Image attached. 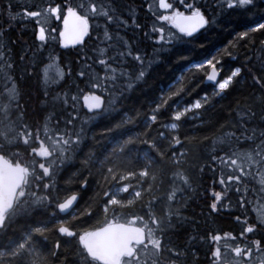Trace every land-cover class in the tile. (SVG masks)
Listing matches in <instances>:
<instances>
[{
  "label": "snow or ice",
  "instance_id": "6c2138e0",
  "mask_svg": "<svg viewBox=\"0 0 264 264\" xmlns=\"http://www.w3.org/2000/svg\"><path fill=\"white\" fill-rule=\"evenodd\" d=\"M179 3L184 11L174 8L168 0H159V8L172 11L158 16L153 13L155 18L149 31L151 39L159 44H154L151 56L117 30L132 27L143 31L131 5H125L127 12L121 13L120 0H77L75 6L62 0L63 7L61 3H49L39 10L21 8L17 12L12 11L10 2L7 4L3 14L10 23L0 27V37L12 26L11 21L24 15L38 18L41 42L49 39V33L52 39L56 38L57 30H46L44 26L55 18L62 20L58 36L63 45L83 46L85 38L91 39L93 33L100 44L92 49L95 59L86 52L80 58L81 67L75 75L78 80L83 79V88L76 82L69 86L72 67L61 66L58 57L49 56V62L40 69L37 98L41 111L35 125L26 122L25 96L29 94L22 87L25 82H18L11 74L15 66L11 51L0 44V81L10 85L0 92V264H49L50 258L67 264L66 255L57 256L60 240L55 241L52 249L40 247V239H47L46 233L52 230V219L56 220L58 233L75 241L73 264H195L199 257L196 247L172 246L171 236L165 238L169 230L187 222L183 202L191 198L194 190L193 178L181 166L182 161H188L191 149L186 146L191 138L181 129L189 119L204 125L202 113L212 107L215 98L231 91L244 94L245 99L243 105L238 99L232 107L236 122L227 127L220 124L218 134L203 135L201 141H208L204 154L209 166L215 170L221 165L230 170L226 176L223 172L219 175V184L225 191L213 190L209 210L218 213L232 207L228 190L241 193L237 204L244 212L235 219L242 224L238 236L243 239L235 242L237 235L231 231H215L198 239L210 244L207 264H264V208L257 209L255 222H249L248 210L244 208L251 203L250 190L258 198L264 196V8L260 7L264 0H215L216 11L210 15L195 0ZM147 6L151 10L153 4ZM226 12H239L246 20L241 26L243 30L235 31L233 40L221 51L231 56L229 47L234 49L235 41L243 39L256 52L255 62L245 56L254 70L245 63L217 79L214 55L189 66H209L211 71L206 79L213 82L211 93L203 92L193 101H186L199 84H192L195 73L188 76L182 69L154 90L151 106L142 120H138L139 109L123 110L126 99L148 86L154 69L163 63L161 52L166 54L178 41L195 39V33L212 27ZM161 21L174 25L178 32L166 30V26L159 24ZM93 65L101 71H94ZM31 73L30 65L21 75ZM62 84L65 86L61 88ZM81 100L83 105L78 108ZM83 106L88 111L82 116ZM105 117L114 119L111 127L102 130L101 139L103 133L123 131L113 137L111 148L105 146L98 151L99 141L95 133L89 139L88 125ZM160 118L167 122L153 136L149 129ZM137 123L143 131L133 132L128 127ZM138 144L144 148L137 150ZM177 145L179 150H173ZM77 160L79 167L69 169ZM166 162L173 167L165 168ZM204 167L201 164L198 171L203 172ZM66 169L69 170L62 176ZM165 179L167 189L161 192ZM249 179L258 180L260 189L250 186ZM161 204L163 211L157 214L156 207ZM39 214L51 219L33 220ZM97 214L102 218L91 227L69 226L70 220ZM60 216L65 219H56ZM20 219L32 222L26 223L18 236H7ZM222 237L234 243L221 244ZM188 239L195 243L197 237Z\"/></svg>",
  "mask_w": 264,
  "mask_h": 264
},
{
  "label": "trees",
  "instance_id": "16d2710c",
  "mask_svg": "<svg viewBox=\"0 0 264 264\" xmlns=\"http://www.w3.org/2000/svg\"><path fill=\"white\" fill-rule=\"evenodd\" d=\"M198 3L204 5L205 7H209L207 10L209 14H212L216 11V4L211 0H196ZM12 4V11L17 12L20 11L21 8H28L29 11L39 10L41 7H46L47 4L52 3L55 6L56 3H61L62 0H0V27L7 26L10 21L6 15L3 13L7 10V4ZM69 4L75 6L77 0H67ZM185 2L192 3L193 0H185ZM148 3H154L153 0H120V11L121 13H126L127 9L124 7L125 5H131L132 14H134L137 18V22L141 24L143 31L134 30L132 27L127 29H117L121 31V35L127 37L129 40L135 42V45L139 47V49L143 53H147L149 56L153 55V46L154 44L158 45L159 42H155L151 39L150 29L153 24L154 15H160L157 13L152 7L151 10L148 8ZM180 4V3H179ZM264 5V4H263ZM182 10H185L183 5ZM63 7V4H62ZM127 18V15H125ZM36 17H27L20 16L14 21H11V27L3 32V36L0 37V44L6 45L8 49L11 51V61L15 65L11 71V74L17 78L19 81H24L25 83L22 85L24 91L29 95L25 96V107L27 108L26 113V122L29 124L35 125L39 113L41 111L39 107L38 101V83L40 76V69L44 64L49 62V56H54L59 58V63L61 66L70 65L73 69V75L71 76V81L69 82V86L71 82L79 83L80 87H84L83 79L78 80L75 72L81 67L80 58L86 52L89 57H93L92 49L100 44V42L96 38V33L92 34L91 39H87L83 46H71L64 47L61 45L60 40L56 37L52 39V36H49V39L45 42H41L38 38V31L40 27V23L37 21ZM246 20V16L242 15L239 12H232L228 14L220 15L219 21L213 25V27L218 28L211 34H208V30L205 31L204 36H200L198 39L193 40H185L178 41L172 45V47L167 51V54L163 57V63L156 67L153 71L152 76L149 79L148 86L142 90H138L136 93L132 94L128 99L123 102L121 106L124 111H128L130 109H139L141 111V117L143 119L144 114L147 112V109L151 106L149 101L152 99L154 94V90L169 81V79L173 76L174 73H179L180 70L184 69L187 72L188 76H195L192 80V84H199L198 87L191 92V95L186 97V101L191 102L195 98H198L199 95L203 92L212 91V85L205 82V76L208 73L209 66L204 65L202 69H194L187 68L188 64L192 62V55L195 54H213L212 56H216L222 60L221 64H217L221 70V78L227 74L229 69H232L236 66H241L242 64L247 63L245 61V56H250L252 61H256V52L253 49V46L247 44L243 39H238L235 41L236 47L233 49L229 47V51L232 52L231 56L223 54L221 51L225 45H227L229 40H233L235 35V31L243 30L241 27ZM161 22H159L160 24ZM161 25V24H160ZM55 28L59 27V23L56 25H52ZM147 26V27H145ZM111 28H115L114 25L110 26ZM146 33H148L146 35ZM205 40H203V38ZM257 38L258 34H257ZM43 45V47H41ZM175 45H178L177 49L174 48ZM33 53L35 54V58L33 59ZM264 56V54H261ZM23 57V59H21ZM183 57V58H181ZM95 59V57H93ZM129 63H131V59H129ZM32 66L31 75L22 76L28 66ZM247 67L253 68L252 63H247ZM94 71H101L99 66L93 65ZM203 81V82H201ZM10 85H5L3 81H0V92L3 91V88ZM65 85H61V88ZM87 91L88 89H84ZM54 91H60V88H54ZM30 96V98H29ZM239 99L241 105L245 103L244 94L238 91H231L228 94L215 98V102L212 107L207 108L202 113V119L204 120V125H197L196 120L189 119L188 122L182 127L181 132L186 134L191 138L190 144L192 146L200 147V153L203 156V161H201L200 165H205L203 172L198 171L196 179H194V190L190 194L191 198L186 200V207L182 209L183 214L187 218H193L195 216L194 212H201V216L204 219H208L213 217L210 214L209 204L213 199V190L224 192L225 189L222 185L219 184V175L221 172L226 176L230 174V170L227 169L226 166L218 165L215 170H213L209 165L210 161L208 157L204 154V145L208 143V141H201V137L203 135H208L209 133L218 134V127L220 124H225L227 127L236 122L237 116L236 113L232 111L233 105ZM83 102L81 100L80 104H77L78 108H81ZM87 110L83 106V110L81 115L83 116ZM112 117L101 118L98 121L94 120L89 123L88 127L91 128V131L88 133L89 139L93 133L96 134V140L99 141L97 145V150L101 151L107 145L104 139H101L102 130L106 127H111L113 122ZM139 119V118H138ZM166 121L165 118H160L158 121L153 123V126L149 131L153 133L155 130H159V126L163 125ZM63 127V124H61ZM137 128L139 131H143L142 126L138 123ZM108 133H103L106 136ZM110 143H108L109 145ZM143 147V145H141ZM79 160H77L73 165L69 166V169L79 167ZM200 167V166H199ZM66 169L65 173H62V176L66 174L69 170ZM199 169V168H198ZM258 180L249 179L247 183L250 186H253L257 189H260L257 185ZM75 187V186H73ZM250 192V191H249ZM91 191L89 195H91ZM241 193H237L234 189L227 191V197L231 201L232 207H225L223 209H229L228 211L221 210V212L215 214L216 222L214 231L223 232L226 229H229L231 232H238V229L242 230V224L240 221L235 219L236 216L242 215L244 209H241L238 204V198ZM257 197L256 193L252 192V196L249 198L251 203H246L244 208L247 209V215L251 213V206L256 201ZM262 202H264V196H260ZM51 219L50 217H46L44 214H39L33 217L35 219ZM65 217L60 216L56 219H64ZM99 214L92 218H80L77 220H70L69 226L75 225L76 228H88L93 226L97 220L101 219ZM32 221H28L25 219H20L17 221L16 225L13 226V229H10L7 236H18L23 226L26 223H31ZM49 227L52 229L50 232L46 233L47 239L41 238L39 241L40 247L43 250H48L54 248L55 241H61V248L57 250V256L63 257L67 256V264H73L75 257L72 255V252L75 248V241L71 240V238H67L65 236H61L56 230V220L52 219ZM184 226H177L172 232L173 236L176 237L178 233V228ZM226 228V229H225ZM193 235V233H191ZM7 236L5 237V241L7 240ZM71 241L70 243H65V241ZM210 247L207 248V251ZM192 257L189 258L191 262ZM49 264H58V260L56 258H50ZM195 264H207L206 255H201L198 260H196Z\"/></svg>",
  "mask_w": 264,
  "mask_h": 264
},
{
  "label": "flooded vegetation",
  "instance_id": "af4514ba",
  "mask_svg": "<svg viewBox=\"0 0 264 264\" xmlns=\"http://www.w3.org/2000/svg\"><path fill=\"white\" fill-rule=\"evenodd\" d=\"M170 3L173 4L174 8H180L181 11L182 10V6L181 4H179V0H174V1H170L168 0ZM188 2H185V4H187ZM195 3L197 6H201L202 4L198 3L195 0ZM204 6V5H203ZM205 7V6H204ZM205 8H209V7H205ZM203 10V9H202ZM166 12H170L172 11V9H165ZM206 14H209V11L207 10ZM171 27H173L175 29L174 25H171ZM206 29L208 30V34L213 33L214 31H216L215 27H210V28H205V30H203L202 32H198L195 33L194 36L196 39L200 38V36H204ZM176 31H178V29H175ZM206 37L203 38V40H205ZM178 45H175L174 48L177 49ZM213 54H195L194 56L192 55V59L194 60H203L205 58L211 59ZM195 216L193 218H187V222L190 223V225L187 228H183L180 227L178 228V233L176 234V237H174L173 232L171 230H169L168 232V236H171L172 239V246H176V247H180L183 248L186 244L188 245H192L194 247H196L197 252H199V257L203 254H207V248L209 247V243L206 242H200L198 237H207L209 233H213L214 232V224L216 222V218L214 217L216 213L210 212L211 215H213V217H210L208 219H204L201 216V212H194ZM179 226V225H178ZM193 233V235L191 234ZM192 236V237H197V240L195 243H193V241L189 240L188 237ZM166 239L168 237H165ZM191 257V253L189 252V258ZM198 257V258H199ZM197 258V260H198Z\"/></svg>",
  "mask_w": 264,
  "mask_h": 264
},
{
  "label": "rangeland",
  "instance_id": "374dc122",
  "mask_svg": "<svg viewBox=\"0 0 264 264\" xmlns=\"http://www.w3.org/2000/svg\"><path fill=\"white\" fill-rule=\"evenodd\" d=\"M153 1H154L153 7H154V9H155V11L157 13H159L160 15L167 13V12L164 13V11H165L164 9L159 8V1L158 0H153ZM263 6L260 5L261 8ZM51 19H53V23L54 24L56 23V25H57L59 23V27H60V25L62 26V21L61 20H57L55 18H50L45 24H48L51 21ZM162 26H166V29L172 28L171 25H168L167 22H163V21H162ZM138 120H142V118H139ZM137 125H138V123L134 124V125H129L128 127H130L133 132H136V131H139V129L137 128ZM162 130H163V125L159 126V130L158 131H162ZM121 131H123V129H116V130H113V132L108 133L106 136L104 135L103 139H104L105 143L107 144L105 146H107L108 148H111L112 147V143L114 142L113 141V137L118 136L119 132H121ZM158 131L155 130L152 133V135L155 136V134ZM108 143H110V144L108 145ZM189 147H190L191 150L188 153V161H187V163L182 161V165L181 166H183V167H185L187 169L188 174L193 178V181H194V179H196V176L198 174V168L200 166V163H201V161H203V156L200 153V150H201L200 147H196V145L192 146L191 144L186 146V148H189ZM143 148H144V145H143V147H141V145H139V144L137 145V150L143 149ZM179 148H180V146L177 145V146H174L173 150H177L178 151ZM165 160L167 161V157H165ZM78 166H79V164H78ZM164 167L165 168H171L173 166L170 163L166 162ZM167 183H168L167 179H165L164 185H162V188H161V192H163V191H165L167 189ZM261 208H264V202H262V203H260L258 205V209H261ZM162 211H163V205L162 204L158 205L156 207L157 214H160ZM214 228H215V224H214ZM239 231H240V229H238V232ZM237 242H238V240H237ZM231 243H233V242L231 241Z\"/></svg>",
  "mask_w": 264,
  "mask_h": 264
},
{
  "label": "water",
  "instance_id": "95a60500",
  "mask_svg": "<svg viewBox=\"0 0 264 264\" xmlns=\"http://www.w3.org/2000/svg\"><path fill=\"white\" fill-rule=\"evenodd\" d=\"M210 71H211V70H210ZM219 78H220V72L218 71L217 79H219ZM206 82L213 83V82H211V81H208L207 79H206ZM62 235H65V234H62Z\"/></svg>",
  "mask_w": 264,
  "mask_h": 264
},
{
  "label": "bare ground",
  "instance_id": "6f19581e",
  "mask_svg": "<svg viewBox=\"0 0 264 264\" xmlns=\"http://www.w3.org/2000/svg\"><path fill=\"white\" fill-rule=\"evenodd\" d=\"M262 8H264V6L262 7ZM218 28H216V30H217Z\"/></svg>",
  "mask_w": 264,
  "mask_h": 264
}]
</instances>
